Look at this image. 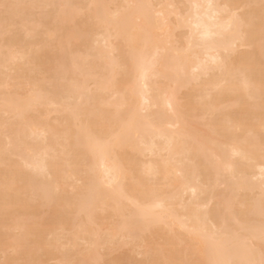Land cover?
<instances>
[{
	"label": "bare ground",
	"instance_id": "6f19581e",
	"mask_svg": "<svg viewBox=\"0 0 264 264\" xmlns=\"http://www.w3.org/2000/svg\"><path fill=\"white\" fill-rule=\"evenodd\" d=\"M0 264H264V0H0Z\"/></svg>",
	"mask_w": 264,
	"mask_h": 264
}]
</instances>
